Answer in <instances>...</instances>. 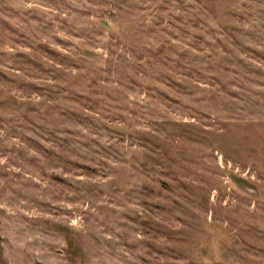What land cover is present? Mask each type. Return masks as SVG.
Returning a JSON list of instances; mask_svg holds the SVG:
<instances>
[{
  "label": "rangeland",
  "instance_id": "rangeland-1",
  "mask_svg": "<svg viewBox=\"0 0 264 264\" xmlns=\"http://www.w3.org/2000/svg\"><path fill=\"white\" fill-rule=\"evenodd\" d=\"M0 264H264V0H0Z\"/></svg>",
  "mask_w": 264,
  "mask_h": 264
}]
</instances>
